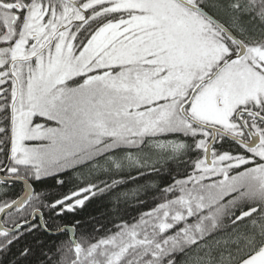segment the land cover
I'll return each instance as SVG.
<instances>
[{
  "label": "snow or ice",
  "instance_id": "6c2138e0",
  "mask_svg": "<svg viewBox=\"0 0 264 264\" xmlns=\"http://www.w3.org/2000/svg\"><path fill=\"white\" fill-rule=\"evenodd\" d=\"M0 264H264V0H0Z\"/></svg>",
  "mask_w": 264,
  "mask_h": 264
},
{
  "label": "trees",
  "instance_id": "16d2710c",
  "mask_svg": "<svg viewBox=\"0 0 264 264\" xmlns=\"http://www.w3.org/2000/svg\"><path fill=\"white\" fill-rule=\"evenodd\" d=\"M111 210V204L106 198L93 201V203L89 205L88 209L89 213L92 215H99L100 213H109L111 212Z\"/></svg>",
  "mask_w": 264,
  "mask_h": 264
}]
</instances>
